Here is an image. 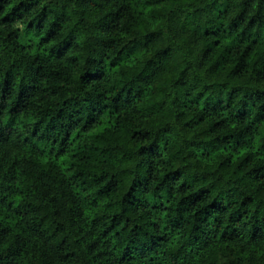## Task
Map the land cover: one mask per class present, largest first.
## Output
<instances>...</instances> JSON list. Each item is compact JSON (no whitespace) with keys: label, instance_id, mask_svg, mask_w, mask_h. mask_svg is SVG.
I'll return each instance as SVG.
<instances>
[{"label":"clouds","instance_id":"obj_1","mask_svg":"<svg viewBox=\"0 0 264 264\" xmlns=\"http://www.w3.org/2000/svg\"><path fill=\"white\" fill-rule=\"evenodd\" d=\"M24 2L31 15L20 9L0 19V228L9 229L0 236V264H264V168L248 171L264 164L255 131L264 127V108L253 107L259 93L252 91L264 82L240 88L245 103L217 114L233 133L227 140L209 144L208 125L188 107V93L206 83L202 32L229 35L239 26L243 37L264 40V0H159L162 15L154 19L162 23L149 37L150 26L138 27L123 9L122 25L105 19L93 6L105 0ZM124 2L112 0L111 10ZM149 44L159 54L128 69L129 57ZM162 67L183 69L166 89L159 87ZM161 90L169 103L147 108L142 95ZM212 92L234 94L227 84ZM101 124L104 132L92 137L89 129ZM72 133L76 151L95 162L79 185L53 160L71 150ZM93 144L100 148L85 147ZM215 151L229 158L210 172L201 162ZM245 154L252 164L232 165L231 155ZM42 156L49 159L43 171L59 177V186L55 179L43 188L30 183ZM101 182L107 187L97 193ZM9 245L23 254L10 255Z\"/></svg>","mask_w":264,"mask_h":264},{"label":"trees","instance_id":"obj_2","mask_svg":"<svg viewBox=\"0 0 264 264\" xmlns=\"http://www.w3.org/2000/svg\"><path fill=\"white\" fill-rule=\"evenodd\" d=\"M87 3L88 0H86V5ZM93 6L104 10L105 19L109 16L113 17L116 22L121 25L124 22V13L121 11L122 9L129 14L130 20H135L137 22L138 27L142 28L143 25L147 23L151 30L143 32L145 37L154 36L160 23H162L161 20L154 19V17L162 15L159 10V0H125V2L120 4L119 7H116L115 11L111 10L115 7L112 0H105V3L102 5ZM32 7L31 4L25 3L24 0H7V2L0 7V19L8 21L9 16L15 15L20 9L31 15ZM16 18L19 19L20 17L16 16ZM43 23L44 20H38L41 29ZM109 23H111V21H109ZM249 23H251V21H249ZM105 27H107V25ZM236 33H239V37H243V32L239 29V26H237L234 33L229 35H223L218 32H209L208 30L202 32V46L199 52V55L202 57L200 74L202 79L206 78V83L202 86L193 87L191 89L188 93V95L191 96L188 107L193 109V118L198 119L201 124L208 125L207 131L211 136V140H209L208 136L205 137V140L209 142V144H211L212 141L219 142L227 140V138L233 134L223 127L224 121L217 114H223L226 108L234 104L245 103L244 99L240 96L239 89L246 87L249 83L258 84L264 82V40L259 38L249 40L247 37L237 38ZM42 39L44 38L42 37ZM46 42L53 46L55 45L54 37H49ZM160 51L161 49L153 47L151 44H149L147 49H138L131 57H129L126 67L128 69H133L136 66L135 61L142 59L146 55L151 58L154 55H158ZM167 62V60L161 61L162 64H167ZM121 67H123V65H116L114 71H120ZM182 72V68L177 71L175 69L162 67L157 73L160 80L159 87L161 89H166L170 83L173 82V76H175L176 79H179ZM12 83L14 84L15 80H13ZM225 84L228 85L229 92L234 94L224 98L215 96L212 89L217 86L222 87ZM252 91L253 95L259 93L253 107L259 105V108H264V104H260V99L264 98V88H254ZM16 94L17 98H19L20 91L18 89L16 90ZM141 99L146 101L145 106L147 108H153L157 105L165 106L169 103L166 92L163 90L158 91L155 97L148 93H144ZM225 99L228 100V103H225ZM250 99L251 98H249V100ZM13 103H15V101H13ZM181 107H184V105L181 104ZM8 111L10 113L11 109H8ZM257 115H259V111H257ZM261 123L264 124V121ZM104 130L105 126L101 124L97 125L94 130L89 129V132L92 137H99ZM213 130L216 135H211ZM255 131L257 140L264 141V127H258ZM76 135V133L69 134L68 139L71 150L66 148L64 151L58 152L57 156L53 157V160H55V166L61 170L62 176L66 175L68 178L73 179L75 184L79 185L84 183L81 177L84 175L85 165H94L95 162L76 151L79 146L72 144ZM85 147L100 148V144L85 145ZM259 148L264 149V143H259ZM78 156L79 159H77ZM221 156H223L224 159L229 158L228 153L215 151L210 154V157L207 160L201 162V167L207 168L210 172L213 171V165L218 166L222 163ZM25 159H27V157H25ZM245 162L248 164L253 163L246 154L239 157H237V155H231L232 165L238 167L239 163ZM37 166L40 167L42 171L40 175L30 181L32 185L43 188L44 184L52 179L56 180L58 186L61 184L59 177H49L47 176V173L43 171V169L48 168L49 166V159L47 156H42L39 159ZM260 168H264V164H253L252 167L248 168V171L256 172ZM10 170L11 169H9V171ZM234 170V168L229 169L228 175ZM173 171L176 170L173 169ZM24 179L25 177H21V180ZM105 187H107V185H103L101 182V185L95 187L94 190L95 192L100 193L103 192ZM35 190L36 188H34V191ZM88 190L92 191L93 189L89 188ZM189 195H195V193H189ZM102 200L104 203L107 202V194L102 197ZM12 203H14V201L10 202V207ZM38 203V201H33V204ZM14 213L19 215L15 210ZM8 232L9 229L0 228V236L6 237ZM15 243L16 241H13V244ZM61 243H63V240H61ZM6 250L10 255L15 257L23 254L22 248H16L12 245H9ZM75 254L74 250L65 252V255L69 257L74 256Z\"/></svg>","mask_w":264,"mask_h":264}]
</instances>
